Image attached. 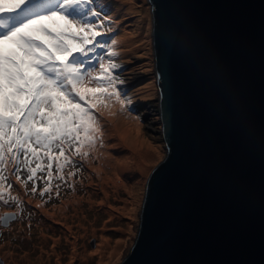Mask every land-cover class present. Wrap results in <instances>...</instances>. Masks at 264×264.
<instances>
[{
    "label": "water",
    "instance_id": "1",
    "mask_svg": "<svg viewBox=\"0 0 264 264\" xmlns=\"http://www.w3.org/2000/svg\"><path fill=\"white\" fill-rule=\"evenodd\" d=\"M148 3L165 156L121 264H264V0Z\"/></svg>",
    "mask_w": 264,
    "mask_h": 264
},
{
    "label": "rangeland",
    "instance_id": "2",
    "mask_svg": "<svg viewBox=\"0 0 264 264\" xmlns=\"http://www.w3.org/2000/svg\"><path fill=\"white\" fill-rule=\"evenodd\" d=\"M96 7L110 17L108 23L112 31L105 36V43L113 38L116 40V45L112 46L118 54L114 62L120 64L117 72L124 83L119 89L126 103L122 107L115 99L105 100L107 107L93 109L102 130L101 148L96 152L100 160L86 147L77 153L79 145L72 143L65 145V155L74 163L65 166L63 173H57L53 162L51 179L47 175L46 158H42L45 171H38L33 180L27 178L28 167L34 168L36 162L28 167L21 164L19 173L14 165L5 166L3 175L7 179L0 182V194L9 200V204L0 201V217L7 218L5 226L0 223V264H100L102 232L113 246L116 243L119 246L114 258L101 264H121L137 238L147 180L165 156L154 75L151 6L148 0H98ZM124 34L129 41L126 47L122 42ZM97 52L107 59V49H97ZM93 63H96L95 59ZM105 108L113 110L106 113ZM148 108L151 113L145 115ZM115 121L121 123L117 130L123 122L132 129L137 127L145 141L154 148L155 161L146 164L150 167L146 174L134 168L133 162L124 164L128 170L122 166L120 169L118 164H104V160H119L118 157L123 155L124 147L115 140L112 127ZM125 150L130 151L128 147ZM85 151L87 156L83 155ZM20 159L23 160L22 155ZM99 164L112 169V177L124 180L123 186H117L115 190L112 185H107L111 191L109 204L102 199L106 190L101 186ZM70 172L71 176L68 175ZM60 175L65 179H59ZM129 182L136 185L126 188ZM34 183L35 192L32 191ZM45 188L49 191L44 192ZM125 203H132L129 215L122 212Z\"/></svg>",
    "mask_w": 264,
    "mask_h": 264
},
{
    "label": "snow or ice",
    "instance_id": "3",
    "mask_svg": "<svg viewBox=\"0 0 264 264\" xmlns=\"http://www.w3.org/2000/svg\"><path fill=\"white\" fill-rule=\"evenodd\" d=\"M97 4L98 0H0V182L7 179L6 165H14L19 173L21 164L36 162L28 167L27 178L33 180L38 171H45L42 158L48 161L49 179L53 162L57 173H63L74 163L65 155V145L78 143L80 153L81 148L102 144L93 109L107 107L104 101L112 99L125 105L119 89L124 81L117 75L120 64L114 62L116 40L105 43L112 31L110 17ZM97 49H107V59ZM0 201L9 204L2 194ZM6 220L0 217V223Z\"/></svg>",
    "mask_w": 264,
    "mask_h": 264
},
{
    "label": "bare ground",
    "instance_id": "4",
    "mask_svg": "<svg viewBox=\"0 0 264 264\" xmlns=\"http://www.w3.org/2000/svg\"><path fill=\"white\" fill-rule=\"evenodd\" d=\"M127 40L128 39L126 37V34H124L122 37V42L124 43L123 47H126V44L129 43V41H127ZM158 104H159V101H158ZM108 110L112 111L113 109L105 108L106 113H108ZM158 110H159V105H158ZM150 113H151V108H148V112L145 113V115H150ZM118 122H116V121L113 122V123H115L114 124L115 126L113 125L112 127H114V129H115V131H114L115 136H116L115 140L118 142V144L120 146L124 147L123 148L124 151H122L123 155H122V157L121 156L118 157L119 160L112 159V158L109 161L104 160V164H106L107 162L111 163V165L113 164L112 166H114V165L117 166V164H118L120 169L122 166V168L124 170H128V166L126 167L124 164L130 165L133 162L132 165L134 168L140 170L143 174H146L147 172H149L148 170L150 168V167H147L146 164H148L152 161H155L154 160L155 156L153 155L155 153L154 148L151 147L148 144V142L145 141V139L143 138L144 136L142 134H140L139 129L137 127H136V129L135 128L132 129L131 126L128 125V123L123 122L121 128H119V130H117L118 126H120V124H121V123L118 124ZM126 147H128L130 149V151L125 150ZM98 148L99 149L101 148L99 142H97L95 149H92V150H93L95 156L98 157L100 160L101 158L96 153V152H99ZM87 150H89V149H87ZM99 168H100V176H101L100 177L101 186L106 190V191H103L102 199L103 200L106 199L105 201L109 204V193L111 191L107 185H112L114 187L113 189L115 190L117 186H119V187L123 186L124 180L123 179L121 180L122 177L120 179H117V177H115V176L112 177V175H111L112 169H110V168L108 170V168H106L105 166L102 167L100 164H99ZM103 170H104V172H103ZM143 179H145V178H143ZM130 185H136V184L129 182L127 185H125V187L129 188ZM129 191L131 192V190H129ZM62 207L64 210L66 209V208H64V206H62ZM131 207H132V203H125V207H124V210H122V212L124 211V213L129 215L132 211ZM48 216L51 217V219L54 218L53 216H50V215H48ZM55 217H58V216L55 214ZM81 225H83V224L81 223ZM104 233L105 232H102L103 238L101 240V246H99V250L100 249L102 250L101 257H100L99 261L101 263H103L104 261H107V263H109V261H111V259L114 258L115 253H116L117 248H118L117 246H119V243H116L113 246L112 245L113 243L104 237V235H103ZM72 258H73V256L71 257V259Z\"/></svg>",
    "mask_w": 264,
    "mask_h": 264
},
{
    "label": "clouds",
    "instance_id": "5",
    "mask_svg": "<svg viewBox=\"0 0 264 264\" xmlns=\"http://www.w3.org/2000/svg\"><path fill=\"white\" fill-rule=\"evenodd\" d=\"M117 75H118V72H117ZM143 118V117H142ZM161 119V118H160ZM142 120V119H141ZM144 120V119H143ZM160 125H161V120H160ZM161 135H162V133H161ZM162 137V136H161Z\"/></svg>",
    "mask_w": 264,
    "mask_h": 264
},
{
    "label": "built area",
    "instance_id": "6",
    "mask_svg": "<svg viewBox=\"0 0 264 264\" xmlns=\"http://www.w3.org/2000/svg\"><path fill=\"white\" fill-rule=\"evenodd\" d=\"M147 108V106H145V109ZM148 110V109H147ZM158 113H159V116H160V112H159V110H158ZM144 116V115H143Z\"/></svg>",
    "mask_w": 264,
    "mask_h": 264
}]
</instances>
